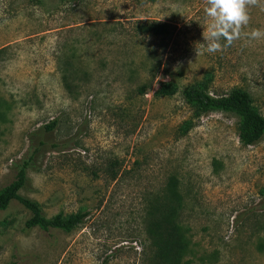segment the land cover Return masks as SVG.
Here are the masks:
<instances>
[{"label": "rangeland", "instance_id": "374dc122", "mask_svg": "<svg viewBox=\"0 0 264 264\" xmlns=\"http://www.w3.org/2000/svg\"><path fill=\"white\" fill-rule=\"evenodd\" d=\"M205 3L0 0V190L37 148L19 194L47 218L88 213L45 233L26 230L29 213L11 202L0 264H148V205L171 176L188 264H264V137L242 146L235 115L195 118L181 93L201 80L211 96L239 88L264 117V38L246 35L264 30V0L248 5L240 38L211 53ZM166 82L177 93L156 97Z\"/></svg>", "mask_w": 264, "mask_h": 264}, {"label": "trees", "instance_id": "16d2710c", "mask_svg": "<svg viewBox=\"0 0 264 264\" xmlns=\"http://www.w3.org/2000/svg\"><path fill=\"white\" fill-rule=\"evenodd\" d=\"M162 25L151 24L148 29L158 34ZM143 88L138 92H142ZM178 87L172 82L160 84L154 93L156 97H171L177 93ZM182 96L193 109L195 118L209 111H222L235 115L238 119L237 137L242 146H253L264 137V117L253 105L251 96L242 89H232L223 96H211L207 91L206 80L195 82L182 90ZM56 121L43 126L45 132H51L56 127ZM192 127L191 120L184 121L178 131L185 135ZM42 145V142H38ZM56 148L57 145H51ZM33 152L27 158L20 159L14 164L15 178L0 190V210H5L13 201L21 205L29 217L25 221V229L39 228L42 232L57 229L69 232L80 225L87 212L78 211L74 214L63 215L61 212L47 218L41 206L34 200L23 197L19 191L27 184L26 171L30 166ZM183 205L178 179L171 176L167 179L163 190L155 196L148 205L146 232L149 238L150 258L148 264H188L184 258L189 252V240L186 228L178 219V213ZM5 264H16L10 261Z\"/></svg>", "mask_w": 264, "mask_h": 264}, {"label": "clouds", "instance_id": "9594fccd", "mask_svg": "<svg viewBox=\"0 0 264 264\" xmlns=\"http://www.w3.org/2000/svg\"><path fill=\"white\" fill-rule=\"evenodd\" d=\"M254 0H206L204 14L207 20L203 28V43L207 52H217L231 45L241 36L242 26L249 21L248 5ZM248 39L264 38V30L253 28ZM223 41V43H222Z\"/></svg>", "mask_w": 264, "mask_h": 264}]
</instances>
